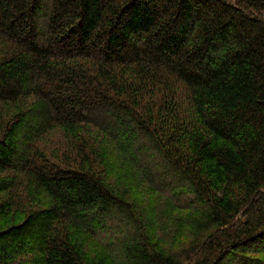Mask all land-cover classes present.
Masks as SVG:
<instances>
[{
	"label": "trees",
	"instance_id": "trees-1",
	"mask_svg": "<svg viewBox=\"0 0 264 264\" xmlns=\"http://www.w3.org/2000/svg\"><path fill=\"white\" fill-rule=\"evenodd\" d=\"M259 256L264 0H0V264Z\"/></svg>",
	"mask_w": 264,
	"mask_h": 264
},
{
	"label": "rangeland",
	"instance_id": "rangeland-1",
	"mask_svg": "<svg viewBox=\"0 0 264 264\" xmlns=\"http://www.w3.org/2000/svg\"><path fill=\"white\" fill-rule=\"evenodd\" d=\"M56 141H57L56 138L50 137L48 140V143H42L41 146L46 152H49V151L55 149V147L57 146V144H53ZM258 258H259L260 262L264 263V256H259Z\"/></svg>",
	"mask_w": 264,
	"mask_h": 264
}]
</instances>
